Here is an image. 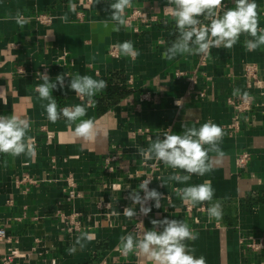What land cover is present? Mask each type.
<instances>
[{
    "label": "crops",
    "instance_id": "0c3cea01",
    "mask_svg": "<svg viewBox=\"0 0 264 264\" xmlns=\"http://www.w3.org/2000/svg\"><path fill=\"white\" fill-rule=\"evenodd\" d=\"M112 2L0 0V115L29 119L28 135L36 147L34 156L0 154V226L8 231V240H0V264L11 254L12 264H150L118 247L121 236L134 232V219L123 215L125 207L136 208L129 193L139 191L146 176H152L150 187L163 198L160 208L150 202L141 229H152L153 219L182 220L198 233L197 240L187 243L206 264H264V247L248 245L251 237L264 238V45L248 51L244 41L250 37L242 34L231 49H211L204 64L202 54L168 60L162 53L177 30L165 13L167 0H133L119 31L113 30ZM224 3L234 6V0ZM256 3L259 27L264 28V0ZM133 10L147 20L129 24ZM18 12L28 20L23 27L16 22ZM42 12L51 14L50 23L37 20ZM65 13L68 22L61 19ZM124 41H132L139 55H124L119 47ZM249 64L257 67L256 84L246 74ZM44 72L52 81L65 74L64 87L52 95L59 108L87 106L81 119L94 121V139L77 137L75 124L64 118L48 120L42 106L47 101L35 91ZM75 74L103 79L107 88L89 104L68 87ZM247 95L252 106L246 111L237 112L228 101ZM209 120L223 130L219 146L224 155L210 152L212 170L192 175L187 184L168 179L174 171L186 174L183 170L163 163L156 170V161L138 152L166 131L180 133L182 125L198 129ZM243 152L250 157L240 167L236 161ZM205 181L215 189L213 202L221 204L219 219L208 218L209 202L193 207L176 194L178 188ZM75 213L81 229L68 231L64 218ZM82 231L92 239L69 254Z\"/></svg>",
    "mask_w": 264,
    "mask_h": 264
},
{
    "label": "clouds",
    "instance_id": "9594fccd",
    "mask_svg": "<svg viewBox=\"0 0 264 264\" xmlns=\"http://www.w3.org/2000/svg\"><path fill=\"white\" fill-rule=\"evenodd\" d=\"M133 0H115L111 3L110 17L113 30L119 31L125 26L126 9L131 8ZM256 0H234L233 7H227L224 0H167L165 13L175 21L176 39L162 53V58L172 60L178 55H200L211 53L213 48L231 49L240 40L242 34H247L250 39L244 41L248 51H255L264 45V28L259 27ZM70 11H75V6L70 3ZM61 19L68 22L65 13ZM16 22L23 27L28 20L21 13L16 14ZM107 28L109 22L102 21ZM121 52L132 58L139 55L132 41H124L119 45ZM43 81L36 86L35 91L51 123H56L64 118L69 124H75L74 133L84 140L95 137V125L92 119H81L87 115L85 104H76L59 108L52 92L58 87L63 88L65 74L57 75L52 81L49 75L39 73ZM68 87L81 99L87 98L89 104L94 103L93 97L107 88V81L94 79L90 75H72ZM238 91V90H235ZM246 95V94H245ZM80 121L79 123H76ZM31 121L15 115H0V154H9L18 157L22 154L34 156L36 153L34 138L29 136ZM223 137L222 128L211 120L203 123L198 129L195 126L182 125V132L166 131L163 138L157 136L147 148H138V152L146 159L162 162L173 170H183L184 175L175 172L169 180L187 184L192 175L204 176L212 170L210 152L222 157L224 155L219 144ZM205 145H208L205 148ZM150 179L143 180L139 191L129 193L133 205H139V214L147 216L151 206H146L150 201L152 206L161 207L163 194L155 188L149 189ZM164 185V184H163ZM144 195L141 196L140 192ZM176 194L184 204L195 207L198 204L209 202L207 215L210 220L219 219L222 208L219 201L213 202L215 189L209 181L201 184L189 185L178 188ZM119 213H117L118 215ZM123 215L134 218L138 215L135 207H125ZM142 223V222H141ZM152 229H141L138 232L128 233L120 237L119 245L124 254L143 256L150 264H206V258L195 256L196 249L187 242L198 239V233L189 225L178 219L151 220ZM92 236L87 231H82L76 238L75 244L68 249L69 254L76 251L79 245L82 249L84 241L91 240Z\"/></svg>",
    "mask_w": 264,
    "mask_h": 264
},
{
    "label": "built area",
    "instance_id": "2783aa9c",
    "mask_svg": "<svg viewBox=\"0 0 264 264\" xmlns=\"http://www.w3.org/2000/svg\"><path fill=\"white\" fill-rule=\"evenodd\" d=\"M92 0H87V2H91ZM37 20H39L40 22L42 23H50L52 21V16L51 14L47 13V12H42L40 14H38L36 16ZM142 19L143 21H146L147 20V16L140 12L139 10H133L127 17V20H128V23L129 24H132V22L135 20V19ZM135 30H138L137 26L134 27ZM115 51H116V48H113L111 50V54L112 55H115ZM207 58H208V55L205 56L202 54L201 56V64H204L206 61H207ZM246 69V74L248 76L251 77V79L253 80V83H255V79L257 78V67L255 64H249L245 67ZM178 75H183L184 72L182 71H178L177 72ZM197 77V74L194 73L192 75V78H196ZM256 84V83H255ZM229 103L232 105V107L237 111V112H240V111H246L248 109L251 108L252 106V96L251 95H247V96H244L242 100H235L233 98H229ZM236 120L234 121L233 125L236 127L237 126V123H238V114L236 115ZM249 157H250V154L249 152H243L241 153L238 158H237V165L242 167V166H245L249 160ZM112 158H115V156H112ZM161 164L162 162H155V165H154V169L156 170H159V168L161 167ZM152 176H146L144 179L141 180V182L145 179H150L151 180ZM261 185H262V190L264 192V179L261 181ZM149 189H151L150 187V184L148 185ZM140 190V189H139ZM140 195L143 196L144 193L141 191L140 192ZM75 196V193L74 191H70L69 192V195H68V198H72ZM151 202V201H150ZM149 202V204H150ZM146 205V206H149ZM136 211L138 213V215L136 217H134V225H133V231L134 232H138L141 230L142 226H143V223H144V220L145 218L148 216H144L142 214H139V209H140V206L139 205H136ZM64 221L67 222L68 224V231L69 230H80L81 229V226H80V222L77 218V213L75 214H71L70 216L68 217H65L64 218ZM142 222V223H141ZM0 240H8V231L5 227L3 226H0ZM248 245L252 248V249H255V250H258V249H261L262 247H264V238L262 237H251V241L248 243ZM120 252H123L122 249L120 250ZM15 255V254H14ZM14 255H9V256H5L2 258V263L3 264H12V261H13V258H14Z\"/></svg>",
    "mask_w": 264,
    "mask_h": 264
}]
</instances>
